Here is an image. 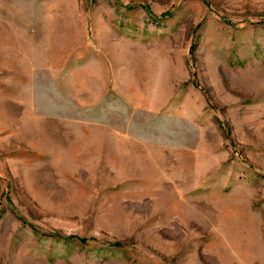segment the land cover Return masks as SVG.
<instances>
[{
    "label": "rangeland",
    "instance_id": "rangeland-1",
    "mask_svg": "<svg viewBox=\"0 0 264 264\" xmlns=\"http://www.w3.org/2000/svg\"><path fill=\"white\" fill-rule=\"evenodd\" d=\"M0 264H264V0H0Z\"/></svg>",
    "mask_w": 264,
    "mask_h": 264
}]
</instances>
